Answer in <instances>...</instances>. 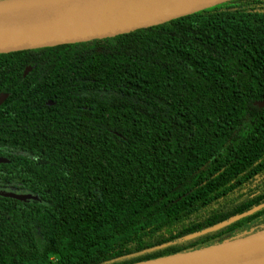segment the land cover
<instances>
[{"label": "trees", "instance_id": "trees-1", "mask_svg": "<svg viewBox=\"0 0 264 264\" xmlns=\"http://www.w3.org/2000/svg\"><path fill=\"white\" fill-rule=\"evenodd\" d=\"M2 94L0 190L36 200L0 196V264H143L264 232L262 209L182 241L264 203V0L2 54Z\"/></svg>", "mask_w": 264, "mask_h": 264}, {"label": "water", "instance_id": "water-1", "mask_svg": "<svg viewBox=\"0 0 264 264\" xmlns=\"http://www.w3.org/2000/svg\"><path fill=\"white\" fill-rule=\"evenodd\" d=\"M227 0H9L2 8L51 9L36 18L11 23L0 18V55L113 38L158 26ZM25 68L23 76L30 71ZM6 96L0 95V105ZM52 105L51 102L47 103ZM264 107V102L253 104ZM0 159V163H6ZM26 202L30 194L0 192ZM264 209V203L228 220L192 233L183 242L216 232ZM161 247H165L164 245ZM264 264V232L225 245L143 264Z\"/></svg>", "mask_w": 264, "mask_h": 264}, {"label": "bare ground", "instance_id": "bare-ground-1", "mask_svg": "<svg viewBox=\"0 0 264 264\" xmlns=\"http://www.w3.org/2000/svg\"><path fill=\"white\" fill-rule=\"evenodd\" d=\"M51 9H31V8H2L0 9V18L6 23H11L16 20H22L26 18H36L40 16L44 11ZM175 264V263H168Z\"/></svg>", "mask_w": 264, "mask_h": 264}, {"label": "flooded vegetation", "instance_id": "flooded-vegetation-1", "mask_svg": "<svg viewBox=\"0 0 264 264\" xmlns=\"http://www.w3.org/2000/svg\"><path fill=\"white\" fill-rule=\"evenodd\" d=\"M0 159H3V158H0ZM13 192V193H18V194H27V193H19L18 191L14 190L13 188H10V189H2L0 190V192Z\"/></svg>", "mask_w": 264, "mask_h": 264}]
</instances>
